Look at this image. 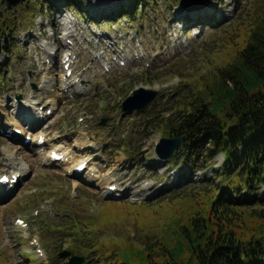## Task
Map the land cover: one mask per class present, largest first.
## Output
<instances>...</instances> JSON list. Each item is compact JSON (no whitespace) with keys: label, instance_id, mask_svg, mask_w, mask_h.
Listing matches in <instances>:
<instances>
[{"label":"rangeland","instance_id":"rangeland-1","mask_svg":"<svg viewBox=\"0 0 264 264\" xmlns=\"http://www.w3.org/2000/svg\"><path fill=\"white\" fill-rule=\"evenodd\" d=\"M1 1L0 176H10L21 164L28 169L13 190L0 194V264H65L74 254L86 256L83 264H105L116 256L140 264L132 250L163 237L174 244L176 212L188 204L182 197L190 184L209 188L223 156L206 169L163 163L155 149L170 136L159 125L152 128L151 121L176 115L175 105L192 87L201 89L203 75L233 58L250 30L247 18L264 0H211L191 8L180 0L142 5L119 0L112 4L119 7L112 18L99 17L112 0H26L11 10ZM62 13L77 23L69 50ZM45 43L57 49L55 63L41 49ZM68 52L76 57L66 77ZM45 81H51L47 90L41 88ZM139 87L158 90L157 99L123 114L122 102ZM19 95L40 104L56 101L57 110L30 128L31 122L12 112ZM18 127L22 134L12 135ZM42 133L46 143L39 150L35 139ZM51 144L74 154L73 162H39ZM82 160L95 166L93 181L84 179L87 169L66 171ZM110 183L117 187L113 193ZM259 196L264 197V188ZM187 257L186 251L182 261L193 264Z\"/></svg>","mask_w":264,"mask_h":264},{"label":"trees","instance_id":"trees-1","mask_svg":"<svg viewBox=\"0 0 264 264\" xmlns=\"http://www.w3.org/2000/svg\"><path fill=\"white\" fill-rule=\"evenodd\" d=\"M145 1L132 0L134 5ZM262 8L264 4L247 18L250 30L233 58L203 75L206 82L201 89L192 87L175 105L176 115H156L151 121L152 128L159 125L168 136L185 137L181 151L166 163L196 170L206 169L208 163L213 166L220 154L224 160L209 188L189 185L182 197L188 204L176 212L174 244L163 237L132 250V259H140V264H185L186 251L193 264H264V197L259 196L264 188ZM195 157L202 161L194 163ZM105 264H128V260L116 256Z\"/></svg>","mask_w":264,"mask_h":264},{"label":"bare ground","instance_id":"bare-ground-1","mask_svg":"<svg viewBox=\"0 0 264 264\" xmlns=\"http://www.w3.org/2000/svg\"><path fill=\"white\" fill-rule=\"evenodd\" d=\"M100 1V0H99ZM99 1H98V3H99ZM108 0H106V2H107ZM105 2V3H106ZM115 2H121V1H119V0H112V1H110V2H107L106 4L109 6L108 8H107V10H109V12H106L107 14L108 13H110L111 11H113L114 9H115V7H112L113 5H114V3ZM113 4V5H112ZM62 16H63V14H62ZM64 20H65V22H63L62 23V25H66V26H68L67 28H65L64 30H65V33L67 34V37L66 38H71L72 36H73V34H70L71 32H72V26H75L77 23H76V20H72V17L71 16H69L68 14H66L65 16H64ZM66 40V39H65ZM42 45V50L46 53V55L47 56H51V55H54L55 54V52H54V50H55V46L53 45V44H51V43H45L44 45L43 44H41ZM69 49H71V47H69ZM68 54V53H67ZM62 78H63V76H62ZM51 85V81H45V83H43V84H41V88H46V90H47V88H49V86ZM66 89V91H68L69 93H71V89H69V87H65ZM77 90V89H76ZM75 90V91H76ZM50 102L51 103H54L53 101H51L50 100ZM1 106H5V104H4V102H2V104H1ZM11 106H13V113L14 114H19V113H22V116H23V119L25 120V118L29 121V122H31L32 124H33V126H35L36 124H38V122H39V112H38V110H39V106L37 105V103H36V101H33L32 99H29V100H23V101H21V100H14L13 99V102L11 103ZM55 107H53V109H54ZM21 111V112H20ZM33 111H36V112H33ZM36 113V115L35 114H33V113ZM0 114H3V112H0ZM17 127V126H16ZM18 128H20V127H18ZM30 128H33V127H30ZM20 129H23V128H20ZM43 137V136H37L36 137V139H35V141L38 143V141L41 139V138ZM49 141V140H48ZM46 143V142H45ZM45 143H41V145H40V147L38 146V148H39V150L41 149V147H42V145L43 144H45ZM89 144V143H88ZM90 144H92V143H90ZM34 146V145H33ZM36 146V147H37ZM51 149L50 150H48V152L43 156V155H41L40 156V158H39V162H41V163H45V164H56L57 163V165H64V166H67V163L68 162H73V159H74V154H72L70 151H68L65 147H63V146H61V145H55V144H51ZM83 146V145H82ZM85 146H87V145H85ZM88 147V146H87ZM89 148V147H88ZM53 151H55V152H57L58 154H62L63 155V160H60V161H54V160H52L51 159V156H52V154H53ZM40 153V152H39ZM41 154V153H40ZM85 162V160H82V161H80L78 164H76L75 166H73L72 168L71 167H67L66 168V171L67 172H71V171H73L74 172V169H75V167H77L78 165H81L82 163H84ZM10 164H13V165H15L16 163L14 162V157L13 156H11V154H10ZM89 164V163H88ZM87 164V166H86V169H87V171L86 172H84V179L86 180V181H93L94 179H95V177H97L94 173L96 172V169H95V166L94 165H88ZM69 168H71V169H69ZM27 169H28V165L27 164H21V166L19 167V168H16L13 172H12V174L10 175V178L12 179L13 178V176L14 175H16L17 177H18V182L20 181V179H21V177H22V175L23 174H25L26 173V171H27ZM85 171V170H84ZM92 172H94L93 174H92ZM83 179V178H82ZM110 184H112V183H110ZM110 184L109 185H107V189L110 187ZM9 184H7V185H1L0 184V194L2 195V194H6L7 193V186H8ZM10 191V190H9ZM43 255H41V257H42Z\"/></svg>","mask_w":264,"mask_h":264},{"label":"water","instance_id":"water-1","mask_svg":"<svg viewBox=\"0 0 264 264\" xmlns=\"http://www.w3.org/2000/svg\"><path fill=\"white\" fill-rule=\"evenodd\" d=\"M26 0H2V4H6V9L11 10L13 7L25 2ZM211 0H181L180 4L184 8L195 7V4L209 3ZM3 52L2 39L0 38V56ZM159 91L155 89H148L146 87H140L134 90L122 103V111L124 114L132 113L134 111H140L146 108L152 101L156 99ZM19 99L22 97L19 96ZM106 120L103 121V124ZM184 136H170L162 137L158 142L155 153L157 157L165 162L172 158L175 152L182 146L184 142ZM85 262V256L73 255L65 264H83Z\"/></svg>","mask_w":264,"mask_h":264}]
</instances>
